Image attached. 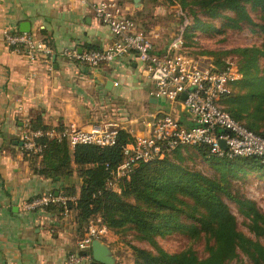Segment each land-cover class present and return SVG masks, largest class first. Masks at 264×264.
Masks as SVG:
<instances>
[{"label":"crops","instance_id":"1","mask_svg":"<svg viewBox=\"0 0 264 264\" xmlns=\"http://www.w3.org/2000/svg\"><path fill=\"white\" fill-rule=\"evenodd\" d=\"M96 1L0 0V264H66L67 256L79 251L77 243L82 237L76 168L75 174L64 179L38 172L41 157L28 158L21 144V130L28 118L40 116L49 126L74 121L85 128L113 121L137 132L145 130V121L175 107L151 95L153 82L133 51L96 67L60 53L66 47L102 48L115 39L110 27L96 17ZM114 1L132 15L148 3L141 0L137 6L134 0ZM161 5H156L157 10ZM23 23L30 24V32L50 38L56 53L51 63L30 61L23 49L5 43L3 32L23 31ZM151 36L158 49L171 41L161 43L156 35ZM254 42L250 45L260 44ZM180 117L189 122L183 111ZM72 166L76 167L73 160ZM72 183L76 198L67 213L57 206H23L25 200L50 190L62 194ZM76 264L93 263L84 259Z\"/></svg>","mask_w":264,"mask_h":264},{"label":"trees","instance_id":"2","mask_svg":"<svg viewBox=\"0 0 264 264\" xmlns=\"http://www.w3.org/2000/svg\"><path fill=\"white\" fill-rule=\"evenodd\" d=\"M166 1L178 3L193 13L192 21L184 29V45L186 39L197 31L216 29L212 21L198 14L197 9L208 18H226L224 24L232 27L242 28L247 23L264 37V0ZM248 4L260 9L258 19L251 15ZM228 10L233 14L227 13ZM47 39L52 45L50 38ZM233 49L240 54L239 69L243 76L231 84L230 91L223 95L221 101L235 118L264 135V130H260L264 123V63L261 60L264 57V40L260 45ZM215 63L223 68L226 59L220 65ZM30 121L35 127H49L40 116L31 117ZM133 139L126 128L120 127L117 140L112 145L79 143L71 153L66 140L47 138L44 139L46 146L41 153L25 155L32 160L41 157L42 165L37 168L38 172L58 179L73 174V160L81 184L77 217L81 236L85 235L90 220L96 216H101L108 227L115 231L134 230L156 249L153 251L133 245L135 264H230L239 249L255 262L264 264V243L238 228L236 216L223 199L224 194L235 196L231 192L227 171L221 178L211 177L165 156L141 163L130 177L122 179L121 192L107 188L106 180L122 160L125 145ZM198 147L208 158L225 160L227 165L224 167L233 170L264 168V163L257 156L216 157L209 155L206 145ZM180 149L175 151L181 157ZM75 192L76 186L72 183L66 185L62 193L72 195ZM234 198L240 210L251 218V229L264 234V214L256 203L248 198ZM69 205L73 203L69 202ZM53 206H57L61 212L64 210L61 204H51L47 208ZM176 229L188 232L191 237L204 236L207 255L200 256L193 246L173 252L164 249L156 236Z\"/></svg>","mask_w":264,"mask_h":264},{"label":"built area","instance_id":"3","mask_svg":"<svg viewBox=\"0 0 264 264\" xmlns=\"http://www.w3.org/2000/svg\"><path fill=\"white\" fill-rule=\"evenodd\" d=\"M94 11L96 17L110 27L115 39L102 48L78 50L66 47L60 53L96 67L133 51L153 82L151 95L175 105L173 111L145 121V130L130 132L134 139L125 145L122 160L106 180L107 188L121 192L122 179L130 177L141 163L170 156L179 147L206 145L212 156H257L264 163V135L235 118L221 101L230 91L231 84L243 76L235 60L227 59L226 65L219 68L211 59L184 51V27L164 49H158L153 37L139 31L134 16L114 0L96 1ZM3 36L8 46L23 49L30 61L44 59L51 63L56 54L49 40L42 35L5 30ZM183 93H186L185 97H182ZM181 111L189 122L181 120ZM119 128L113 121L91 128L74 121L46 128L35 127L28 118L21 130L22 148L24 153L39 154L45 148L44 139L47 138L66 140L71 149L79 143L112 145L117 140ZM221 140L225 141L226 148ZM75 198L73 194L50 190L25 200L23 206L25 209H43L51 204H61L63 212L67 213L69 202ZM108 233L109 227L101 216L92 218L87 232L78 240L80 252L70 253L66 264H76L84 259L92 261L93 239L104 240Z\"/></svg>","mask_w":264,"mask_h":264},{"label":"rangeland","instance_id":"4","mask_svg":"<svg viewBox=\"0 0 264 264\" xmlns=\"http://www.w3.org/2000/svg\"><path fill=\"white\" fill-rule=\"evenodd\" d=\"M160 3H163V5H161L162 9L157 10L156 5ZM248 9L255 19L259 18L261 13L260 9L254 8L250 4H248ZM137 11L136 14L133 13L137 24L145 29L146 32H148L147 34L156 35L155 37L158 38L161 43H166L176 37L181 29L183 27L185 29L193 18V13L188 8H182L178 3H168L166 0H148V3L142 9ZM197 12L201 17L212 21L216 29L207 31L199 30L189 38L186 37L187 42L183 50L190 52L194 56L211 59L219 65L224 59H232L235 60L239 66L240 54L233 48L250 46V44L255 43L254 41L261 44L264 40L263 35L253 31L251 26H248L247 23H244L242 28H236L224 24L226 21L224 17L208 18V16L199 9H197ZM226 12L233 14L231 10ZM261 60L264 63V57H262ZM260 130H264V123L261 125ZM176 152L177 151L171 154L169 158L181 162L190 170H199L208 176L216 178H221L223 173L227 171L231 192L235 195L234 197L251 199L264 214V168L247 167L246 170H233L224 167L227 165L225 164V160L221 158H208L203 155L201 148L198 146H186L181 148L179 151L181 157L178 156L179 154ZM74 169L77 172V167H74ZM78 180L80 182L79 177ZM234 197L223 195V199L228 203L230 209L236 216L238 228L252 238L258 239L264 243V234H258L251 229V218L240 210L239 204ZM156 239L164 249L171 252L193 246L200 256H205L208 253L204 236L197 238L191 237L188 232L182 229H176L164 235H157ZM104 242L112 247L116 255L115 264H135V251L133 245L145 247L153 251L156 250L148 240L140 238L134 230L130 229L115 231L109 228V233L104 237ZM230 264L259 263L255 262L253 258L239 249L238 255L231 260Z\"/></svg>","mask_w":264,"mask_h":264},{"label":"water","instance_id":"5","mask_svg":"<svg viewBox=\"0 0 264 264\" xmlns=\"http://www.w3.org/2000/svg\"><path fill=\"white\" fill-rule=\"evenodd\" d=\"M135 4L138 6L140 5L141 0H134ZM30 24L29 23H23L21 29L23 31H29L30 30ZM186 93L182 94V97H185ZM23 142L21 141V144ZM221 143L223 147H227L224 140H221ZM58 193V191H56ZM92 256L93 264L97 263H105V264H115L116 261V255L114 254L112 247L104 242V240L100 238H94L92 241Z\"/></svg>","mask_w":264,"mask_h":264}]
</instances>
